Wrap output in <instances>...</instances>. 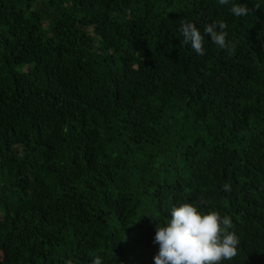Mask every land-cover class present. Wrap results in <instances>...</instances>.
I'll return each instance as SVG.
<instances>
[{
    "label": "trees",
    "instance_id": "obj_1",
    "mask_svg": "<svg viewBox=\"0 0 264 264\" xmlns=\"http://www.w3.org/2000/svg\"><path fill=\"white\" fill-rule=\"evenodd\" d=\"M185 202L264 264V0H0V264H155Z\"/></svg>",
    "mask_w": 264,
    "mask_h": 264
},
{
    "label": "clouds",
    "instance_id": "obj_2",
    "mask_svg": "<svg viewBox=\"0 0 264 264\" xmlns=\"http://www.w3.org/2000/svg\"><path fill=\"white\" fill-rule=\"evenodd\" d=\"M221 5H229L230 0H219ZM233 15L247 16L252 8L242 4H232ZM227 24L215 21L206 24L203 32L190 22L181 21L182 44L191 45L198 54L205 53V35L229 56L235 54L236 45L227 39ZM225 192H231L230 183L223 185ZM230 216L218 211H201L197 204L185 202L171 209L170 219L165 226L156 229L154 243L159 244V252L154 257L155 264H223L238 255L239 238L234 231ZM66 264H71L67 261ZM92 264H102L97 256Z\"/></svg>",
    "mask_w": 264,
    "mask_h": 264
}]
</instances>
